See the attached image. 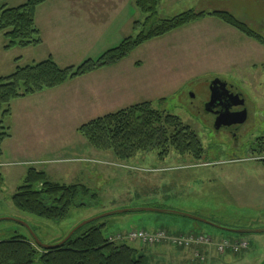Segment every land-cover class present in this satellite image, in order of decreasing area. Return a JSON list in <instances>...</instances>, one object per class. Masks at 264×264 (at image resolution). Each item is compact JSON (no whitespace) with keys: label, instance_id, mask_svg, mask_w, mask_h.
I'll list each match as a JSON object with an SVG mask.
<instances>
[{"label":"rangeland","instance_id":"rangeland-1","mask_svg":"<svg viewBox=\"0 0 264 264\" xmlns=\"http://www.w3.org/2000/svg\"><path fill=\"white\" fill-rule=\"evenodd\" d=\"M26 1L0 0V4L15 7ZM52 1L56 7L71 6L68 3L71 0H50L49 6ZM103 1L104 4L96 3L101 12L95 10V16L96 12L98 17L108 15L109 8L116 5L119 19L113 25L100 24L103 27L88 31L84 37H79L81 30L69 35L73 41L66 46L70 49L65 51L62 47L53 56L61 67L79 66L88 59H97L123 38L136 36L142 30V25L134 28V23L122 28L116 25H124L125 16H131L130 9L135 13L134 20L144 22L146 14L134 5V1H127L125 5L123 0ZM191 9L206 12L226 10L264 37V0H162L158 18H170ZM95 35L99 37L89 41ZM6 43L4 32L0 31V77L11 74L17 66L34 64L50 56L45 47L42 50L19 46L6 49ZM46 47L50 49V46ZM254 57L256 68L253 67ZM126 58L123 63L127 65L138 60L145 62V75L154 86V93L147 100L153 101L156 108L178 116L197 133L205 149L204 158L195 163L176 152L161 157L157 149H152L120 159L112 150L93 147L77 131L78 120L73 117H62L64 125L61 127L60 110L56 111L58 107H55L52 97L43 96L41 102L34 100L32 105L41 106V111L36 113L41 119L48 120L50 130L41 138L28 142L22 141L16 133L7 140V148L15 155L8 159L0 157L4 175V183L0 186V218H3L0 220V239L11 237L16 232L31 233L23 221L32 227L43 243L55 244L75 226L100 214L148 207L178 211L203 220L160 211H131L108 215L87 225L105 223L107 236L126 234L131 229H164L170 234L176 233L173 236L194 232L212 238L217 234V239L237 237L235 241L245 239L249 242V250L238 253L227 249L218 257L216 264H262L264 232L240 234L215 225L264 229V163L260 160L264 158V138L259 139L264 133L255 131L251 137L242 140L240 147L231 141V147L227 143L225 145L226 140L211 133L212 115L205 111V105L210 97L211 83L216 78L229 86L250 89L253 79L256 78V84L264 82V44L209 16L145 42ZM257 89L259 92L252 96L264 104L260 97L262 87ZM136 96L140 97L136 103L146 101L144 95L136 93ZM124 106L96 110L90 119ZM259 108H264V105ZM20 112L22 116V110ZM18 116L16 111V121ZM8 121L6 117L4 124L7 125ZM20 123H23V118ZM30 167L45 171L50 181L84 184L90 191L89 195L75 202L61 220H48L19 211L12 196L24 184ZM116 241L136 248V256L143 255L144 264H182V252L190 249L175 246L169 241L155 244L131 239ZM197 257L201 259L202 255L197 252Z\"/></svg>","mask_w":264,"mask_h":264},{"label":"trees","instance_id":"trees-1","mask_svg":"<svg viewBox=\"0 0 264 264\" xmlns=\"http://www.w3.org/2000/svg\"><path fill=\"white\" fill-rule=\"evenodd\" d=\"M161 1L135 0L138 9L146 14L144 22H134V28L142 25V30L136 36L123 38L97 59H88L79 66L61 67L49 56L34 64L17 66L11 74L1 76L0 157L4 154V141L11 137L10 127L4 123L5 118L11 115L13 100L56 88L69 80L114 65L154 38L213 16L264 44L261 34L226 10L206 12L191 9L159 19ZM45 2L27 0L15 7L0 4V31L7 38L6 49L42 43L36 12ZM77 131L96 149L112 150L120 159L152 149H157L161 157L176 152L195 163H200L205 156L197 133L178 116L156 108L151 100L92 118L81 124ZM3 183L4 175L0 168V186ZM89 192L84 184L50 181L45 171L30 167L24 184L17 188L12 200L19 211L48 220H61L68 215L71 206L81 197L88 196ZM104 228L105 223L82 227L61 247L53 250L38 246L30 233L16 232L11 237L0 239V264H144L143 255L136 256V248L126 242L110 241Z\"/></svg>","mask_w":264,"mask_h":264},{"label":"crops","instance_id":"crops-1","mask_svg":"<svg viewBox=\"0 0 264 264\" xmlns=\"http://www.w3.org/2000/svg\"><path fill=\"white\" fill-rule=\"evenodd\" d=\"M99 1L71 0V2H68L71 3V6L68 5L60 8L56 7L53 1L51 6H49L50 0H46L45 3L37 8L36 12V24L41 32L42 43L38 46L30 47H34V49L39 48V50H42L43 47H45L47 55L53 57L55 56V52L62 47L65 51L70 49L66 44L73 41L72 38H69V35L73 32L81 30L79 37H84L88 31L93 32L94 29L98 27L107 26L110 23L112 25L115 24L119 19L117 15V6L110 7L109 14L102 17H98V13L96 12V17L95 10H99V8L96 7V3L104 4L105 2L103 0ZM112 1L113 0H111V2ZM123 1L124 5L127 1H131V3L134 1L135 5V0ZM127 6L121 11V13L126 10ZM99 11L101 12V9ZM132 11L133 9H130L129 11L131 16H125L124 25L121 26L118 23L116 24L119 28L133 24L136 21L134 20L135 13H131ZM100 24H103V26H99ZM67 36L68 39H66ZM97 37L99 36H92L89 41L94 40ZM46 46H50V49ZM33 59L35 60L36 58ZM125 59L114 65L105 66L86 75L69 80L56 88L47 89L40 93L13 100L11 102L12 112L8 117L9 121L7 124L11 131L10 138H13V136L18 133V136H21L22 141L28 142L41 138L50 130L48 129V127H50L48 120L41 119L36 113V111H41V106L36 104L33 107L32 105L34 100L41 102L40 99L43 96L52 97L55 107H58L56 111L60 110L59 117L61 119V127L64 125L62 117L67 116L78 120V124H76L77 128L81 124L89 121L96 110L115 109L121 107V105H125L122 108H126L128 105L136 103L138 98H140L136 96V93L141 96L144 95L145 100L150 99L151 95L154 93V86L152 81H150L145 75V62L138 60L130 62L127 65L126 63H123L125 62ZM253 59V67L256 68L257 62L255 61V57ZM134 80L137 82H134ZM26 109L29 110L26 111ZM21 110L23 112L22 116L20 115ZM16 111L17 114H19L18 121H16L15 117ZM65 111H67V113H65ZM21 118H23L22 124L20 123ZM7 140L10 139H6L3 143L4 154L2 156L6 159L15 155L14 151L11 150L10 152L7 148ZM155 231L156 230H152L150 232ZM170 235H176V233H171ZM216 235L212 238L213 242L211 245L204 244L193 246L190 247L187 252L184 250L182 252V264H206L208 262L209 264H216L219 259L218 257L222 256L218 251L217 245L224 238L221 237L217 239ZM236 238L231 239L235 240ZM249 246L238 253L249 250ZM197 252H199L204 259L197 257ZM225 257L226 255L223 256V258Z\"/></svg>","mask_w":264,"mask_h":264},{"label":"flooded vegetation","instance_id":"flooded-vegetation-1","mask_svg":"<svg viewBox=\"0 0 264 264\" xmlns=\"http://www.w3.org/2000/svg\"><path fill=\"white\" fill-rule=\"evenodd\" d=\"M253 81L254 84L250 86L251 89L236 85L239 91L235 87H229L227 84L221 83L215 95L216 111L208 112L212 115L210 123L211 133L226 140L224 144L226 145L227 143L230 147L232 142L240 147L242 140L251 137L255 131L264 133V108H259V106L261 107L264 104L259 103L258 99L252 96L253 93L259 92L257 88L261 86L262 94L260 97L264 100V82L256 84V78ZM254 89H257V91H254ZM234 95L236 96L235 102L229 101ZM211 98L212 91L210 90L208 102ZM218 118L219 124L218 128H216ZM263 138L264 136H261L259 139ZM260 160L264 163V158Z\"/></svg>","mask_w":264,"mask_h":264},{"label":"built area","instance_id":"built-area-1","mask_svg":"<svg viewBox=\"0 0 264 264\" xmlns=\"http://www.w3.org/2000/svg\"><path fill=\"white\" fill-rule=\"evenodd\" d=\"M125 239L140 240L148 244L169 241L170 243L178 247H191L192 245L212 244V238L202 233H189L187 235L173 236L164 229H159L156 232H149L144 229H131L129 230V233L126 234L119 233L116 236H109L110 241ZM248 246L249 242L245 239L232 241L228 238H224L221 243L218 244V251L220 253H224L227 249H230L233 252H239L241 249L247 248Z\"/></svg>","mask_w":264,"mask_h":264},{"label":"water","instance_id":"water-1","mask_svg":"<svg viewBox=\"0 0 264 264\" xmlns=\"http://www.w3.org/2000/svg\"><path fill=\"white\" fill-rule=\"evenodd\" d=\"M224 83L223 80H220L219 78H216L212 81L211 83V91H212V98L211 100L205 105V110L207 112H215L216 111V90L218 88V86ZM229 86V85H228ZM230 87V86H229ZM231 87H235V86H231ZM235 89L237 91H239L237 89V87H235ZM236 96L234 95V97H231L229 99V101L235 102V98ZM233 98V99H232ZM239 99V98H238ZM246 111V110H245ZM244 111V112H245ZM227 117H229L227 115ZM218 124H219V118L216 121V128H218ZM138 212V211H160V212H166V213H174V214H180V215H184V216H188L194 219H198V220H203L199 217L190 215V214H186V213H182V212H178V211H173V210H168V209H155V208H148V207H138V208H126V209H117V210H112L103 214L98 215L97 217L85 220L83 222H81L80 224H78L77 226H75L63 239H61L59 242L55 243V244H45L43 243L39 237L37 236V234L33 231L32 227L30 225H28L27 223L23 222L31 231V235L34 239V241L36 242V244L44 249L47 250H53L56 248L61 247L65 242H67L79 229H81L82 227H84L85 225L93 222L94 220H97L99 218L108 216V215H112V214H119V213H125V212ZM3 218H0V220ZM208 222V221H205ZM216 227L222 229V230H226V231H232V232H236V233H240V234H248V233H260V232H264V229H240V228H230V227H224V226H220V225H215Z\"/></svg>","mask_w":264,"mask_h":264}]
</instances>
